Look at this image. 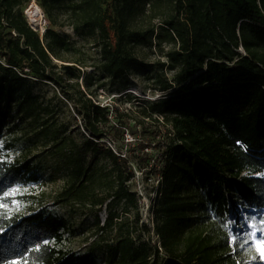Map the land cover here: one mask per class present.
Wrapping results in <instances>:
<instances>
[{
  "label": "trees",
  "instance_id": "trees-1",
  "mask_svg": "<svg viewBox=\"0 0 264 264\" xmlns=\"http://www.w3.org/2000/svg\"><path fill=\"white\" fill-rule=\"evenodd\" d=\"M32 1L0 0V142L20 128L13 106L18 93L31 96L24 86L33 80L62 86L81 75L65 63L79 60L67 55L73 45L58 29L59 13L98 46L96 72L119 81L143 73L165 94L140 102L135 114L83 95L82 138L50 132L51 155L68 174L61 200L110 207L104 225L92 211L95 239L83 251L66 244L79 232L68 217L13 209L9 191L36 181L37 167L7 160L0 148V264H237L223 225L229 208L264 209V0H34L49 21L43 37L25 14ZM144 48H154L158 59L147 61ZM138 126L147 139L126 140ZM105 139L123 147L116 151ZM102 159L108 170L99 167ZM152 161L160 176L157 242L149 226L137 235L111 209L114 200L127 212L138 207L129 186L134 164ZM105 176L109 184L99 192Z\"/></svg>",
  "mask_w": 264,
  "mask_h": 264
},
{
  "label": "rangeland",
  "instance_id": "rangeland-1",
  "mask_svg": "<svg viewBox=\"0 0 264 264\" xmlns=\"http://www.w3.org/2000/svg\"><path fill=\"white\" fill-rule=\"evenodd\" d=\"M25 14L30 25L43 37L49 26L44 10L33 0L26 8ZM57 19L62 24L58 26V29L70 37L73 45L71 52L67 53L68 57L79 60V63H65L76 65L77 69H81V75L76 79L63 82L62 86L53 80H33L24 86V90L31 88V96L27 98L18 93L13 106L14 111L20 112L16 118L20 128L15 132L6 133L0 142V148L3 149L7 160H29L37 167L36 181L17 186L9 191V195L14 199L13 209L28 213L32 208H44L68 217L79 232L76 236L70 237L66 244L75 251H83L95 239L92 234L95 221L92 211L97 210L100 225H104L110 207L108 203L101 207H93L83 203L68 204L61 200L59 194L66 185L68 174L60 167L58 156L51 155L53 133L50 132L55 130L60 136L73 135L77 139L82 138L84 130L81 128L82 117L78 112L77 99L83 95L101 105H117L126 110H133L135 114L140 102L161 98L165 92L151 88V82L145 79L143 73H131L127 80L119 81L96 72L94 65L98 63L100 57L98 46L93 40L78 36L68 24L66 14H57ZM114 40L112 33V41ZM240 51L244 53L242 48ZM142 55L149 62H154L159 57L154 48H144ZM57 62L58 65L64 63L58 60ZM59 69L60 67H57L55 70ZM46 126L50 128L48 136L40 133ZM135 131L136 134L127 131L126 140L135 143L137 140L147 139L140 126ZM105 141L116 151H120L123 147V145L112 143L109 139ZM8 143H11V146H7ZM152 149L153 146H150L148 151L153 152ZM151 163V166L144 168L134 164L136 174L129 182V186L136 192L138 207L128 205L130 210L127 212L124 202L114 200L111 209L119 216L118 220L126 221L137 235L142 231L143 224L149 226L152 241L157 242L158 238L154 233L153 209L158 196L160 176L154 168L159 165L158 161ZM99 167L108 170L110 163L102 159ZM259 175L264 176V173ZM108 181V176L103 177L102 182L97 184V190L105 191ZM137 210L140 213L138 223H136ZM223 225L229 234L231 253L236 257L237 264H264V256L258 249V243H264V209L257 212L248 211L242 207L238 210L229 208ZM146 236L149 237V234Z\"/></svg>",
  "mask_w": 264,
  "mask_h": 264
},
{
  "label": "snow or ice",
  "instance_id": "snow-or-ice-1",
  "mask_svg": "<svg viewBox=\"0 0 264 264\" xmlns=\"http://www.w3.org/2000/svg\"><path fill=\"white\" fill-rule=\"evenodd\" d=\"M258 249L261 252V255L264 256V243H258Z\"/></svg>",
  "mask_w": 264,
  "mask_h": 264
},
{
  "label": "bare ground",
  "instance_id": "bare-ground-1",
  "mask_svg": "<svg viewBox=\"0 0 264 264\" xmlns=\"http://www.w3.org/2000/svg\"><path fill=\"white\" fill-rule=\"evenodd\" d=\"M31 21L33 22L34 21V19H31ZM35 22V21H34Z\"/></svg>",
  "mask_w": 264,
  "mask_h": 264
}]
</instances>
